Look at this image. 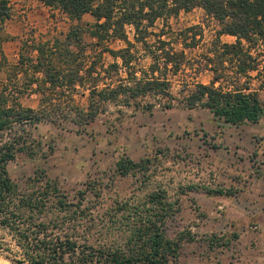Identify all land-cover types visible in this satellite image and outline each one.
<instances>
[{
	"label": "trees",
	"instance_id": "1",
	"mask_svg": "<svg viewBox=\"0 0 264 264\" xmlns=\"http://www.w3.org/2000/svg\"><path fill=\"white\" fill-rule=\"evenodd\" d=\"M38 1L77 24L62 40L33 43L26 60L19 55L16 66L26 62L32 70L28 80L24 75L36 86L38 109L23 107L19 95L0 86V258L7 264H173L193 236H168L180 208L164 189L106 204L99 189L85 184L69 196L38 172L20 190L6 166L17 153L33 156L29 128L72 124L84 132L110 107L118 115L123 108L143 114L201 109L223 125L258 124L264 119V0ZM196 9L201 22L178 24L180 13ZM86 15L91 23H82ZM9 18V0H0V22ZM150 164L121 158L114 172L144 178ZM208 244L216 247L215 236Z\"/></svg>",
	"mask_w": 264,
	"mask_h": 264
},
{
	"label": "rangeland",
	"instance_id": "2",
	"mask_svg": "<svg viewBox=\"0 0 264 264\" xmlns=\"http://www.w3.org/2000/svg\"><path fill=\"white\" fill-rule=\"evenodd\" d=\"M9 8L10 15L24 11V33L16 46L24 40L28 45L14 50L4 61L0 57V86L6 84L19 95L23 107L36 110L40 96L35 85L26 84L32 70L26 62L23 68L16 66L19 55L26 60L33 43L62 40L77 22L47 8L39 13L36 0H10ZM202 17L196 9L180 13L177 22L191 26ZM92 21L88 15L82 18V23ZM9 36L1 31L0 42L10 43ZM84 39L89 46L92 39ZM260 97L264 102V92ZM113 111L110 107L84 132L77 133L72 124L61 128L45 123L29 128L33 156L17 153L6 166L9 178L25 190L38 172L69 196L88 184L100 190L106 204L141 198L160 187L171 200L178 199L180 208L168 223V236H193L192 241L182 244L173 264H264V119L255 125L230 126L214 121L201 109L155 108L151 114H143L123 108L120 115ZM121 158L133 162L149 159L148 173L144 178L118 176L114 169ZM188 186L193 189H186ZM180 189L185 192L180 193ZM204 189L230 190L232 195L208 196ZM211 236H215V248L208 244ZM227 241L228 247L218 248ZM0 264L7 263L0 258Z\"/></svg>",
	"mask_w": 264,
	"mask_h": 264
},
{
	"label": "crops",
	"instance_id": "3",
	"mask_svg": "<svg viewBox=\"0 0 264 264\" xmlns=\"http://www.w3.org/2000/svg\"><path fill=\"white\" fill-rule=\"evenodd\" d=\"M10 1V0H9ZM20 3L23 2V0H18ZM37 8L39 10V13H42L43 10L46 9L45 6H43L38 0H36ZM11 13H13L11 11ZM11 22V23H10ZM13 22V24H12ZM24 22H25V14L24 11H18L17 13L11 14L10 18L8 20H5L4 22H0V32L3 31L6 35H10L8 38V42L10 43H3L0 42V57L1 55L4 56V58H8V55H12L14 50L20 49V47L16 46L18 44V40L21 39L23 28H24ZM23 24V26H19V24ZM17 24V25H15ZM13 42V43H12ZM6 44V45H5ZM21 44V43H20ZM7 47L9 48V54H7ZM13 49V50H12ZM19 51V50H18Z\"/></svg>",
	"mask_w": 264,
	"mask_h": 264
}]
</instances>
